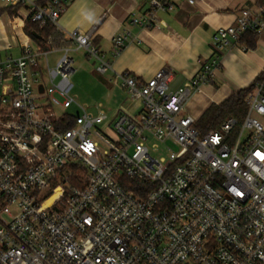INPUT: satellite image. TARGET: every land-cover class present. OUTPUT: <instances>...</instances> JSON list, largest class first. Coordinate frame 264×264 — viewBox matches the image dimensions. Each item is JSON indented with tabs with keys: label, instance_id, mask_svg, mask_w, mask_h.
Segmentation results:
<instances>
[{
	"label": "built area",
	"instance_id": "2783aa9c",
	"mask_svg": "<svg viewBox=\"0 0 264 264\" xmlns=\"http://www.w3.org/2000/svg\"><path fill=\"white\" fill-rule=\"evenodd\" d=\"M8 1L31 2L33 21L59 28L73 0ZM176 1L197 0H150L131 24L158 27V12ZM250 32L264 35V0L214 34L213 56L176 91L170 68L146 82L118 73L142 104L135 114H95L77 103L70 46L27 40L19 56L0 58V264H264V71L240 125L229 117L202 133L186 112L223 52L248 49L242 39ZM66 35L97 61L98 73L113 69L94 29ZM130 36H114V57ZM52 52L62 53L53 68ZM160 145L168 157L152 154Z\"/></svg>",
	"mask_w": 264,
	"mask_h": 264
},
{
	"label": "crops",
	"instance_id": "0c3cea01",
	"mask_svg": "<svg viewBox=\"0 0 264 264\" xmlns=\"http://www.w3.org/2000/svg\"><path fill=\"white\" fill-rule=\"evenodd\" d=\"M260 2L197 0L194 5H190L187 1H176L173 10L158 12V27L147 29L132 25L131 20L149 11L150 0H90L98 14V22L92 25L82 21L77 13L78 0H73L61 13L57 29L66 36L69 41L67 46L73 51L76 47L66 33L75 29H94V44L112 62L113 69L107 74L116 86L121 87L116 81L118 73L128 71L138 80L146 82L159 70L170 68L174 73L170 90L176 91L194 81L202 65L213 56L214 34L234 24L242 10L255 7ZM15 4L0 0V58L19 56L24 41L38 44L24 32L25 23L32 14L31 2L24 3L17 13L12 8ZM126 31L131 32L126 47L120 56L114 57L113 38ZM256 44L255 49L224 51L221 66L214 78L193 91L186 112L199 119L212 104H221L252 84L264 71V35L256 38ZM141 108V102L124 96L111 114L102 103L98 105L97 111H88L95 114L105 111L112 115L123 109L135 114Z\"/></svg>",
	"mask_w": 264,
	"mask_h": 264
},
{
	"label": "rangeland",
	"instance_id": "374dc122",
	"mask_svg": "<svg viewBox=\"0 0 264 264\" xmlns=\"http://www.w3.org/2000/svg\"><path fill=\"white\" fill-rule=\"evenodd\" d=\"M61 55V52L50 53L48 58L51 68L55 67ZM71 55L75 59V72L72 76L74 89L72 94L81 107L95 112L98 109V105L102 103L104 109L111 114L124 96L132 99L127 90L116 86L114 82L110 81L108 72L105 74L97 72V61L90 58L85 49L74 50L71 52ZM1 58L4 59L5 57ZM41 65L43 66L45 82L47 84V65L44 60L41 62ZM81 110L82 108L80 107L73 108L70 112L79 114ZM151 151L157 157H168V151L164 145H160L158 151H153L152 148Z\"/></svg>",
	"mask_w": 264,
	"mask_h": 264
},
{
	"label": "trees",
	"instance_id": "16d2710c",
	"mask_svg": "<svg viewBox=\"0 0 264 264\" xmlns=\"http://www.w3.org/2000/svg\"><path fill=\"white\" fill-rule=\"evenodd\" d=\"M51 2H53V0H39L36 3L38 5H47ZM23 4L24 3L19 2L12 7L15 8V13H17V10L21 8ZM15 13L13 12V14ZM24 32L32 40H34L44 48H46L48 44L51 45V47H61L69 44L66 36L61 31H59L57 27L54 26L51 22L42 24L40 22L33 21L32 15H30L25 23ZM256 38L257 35L250 32L243 37L242 42L247 46V48L255 49L257 45ZM259 77L260 75L257 77V79ZM255 81L249 86L239 90L237 93L230 96L221 104H212L199 118L197 128L202 133H207L210 130L218 129L221 124L229 117H234L235 119H237L238 124L240 125L247 115L248 106L246 97L254 89ZM239 125L235 127L234 133L239 132Z\"/></svg>",
	"mask_w": 264,
	"mask_h": 264
},
{
	"label": "clouds",
	"instance_id": "9594fccd",
	"mask_svg": "<svg viewBox=\"0 0 264 264\" xmlns=\"http://www.w3.org/2000/svg\"><path fill=\"white\" fill-rule=\"evenodd\" d=\"M77 13L85 24L92 25L98 22V14L91 6L90 0H78Z\"/></svg>",
	"mask_w": 264,
	"mask_h": 264
},
{
	"label": "water",
	"instance_id": "95a60500",
	"mask_svg": "<svg viewBox=\"0 0 264 264\" xmlns=\"http://www.w3.org/2000/svg\"><path fill=\"white\" fill-rule=\"evenodd\" d=\"M37 37H39V36H37Z\"/></svg>",
	"mask_w": 264,
	"mask_h": 264
}]
</instances>
